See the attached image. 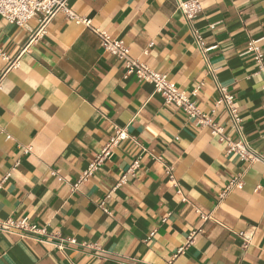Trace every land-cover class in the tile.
I'll return each instance as SVG.
<instances>
[{"label":"crops","instance_id":"crops-1","mask_svg":"<svg viewBox=\"0 0 264 264\" xmlns=\"http://www.w3.org/2000/svg\"><path fill=\"white\" fill-rule=\"evenodd\" d=\"M182 1L67 4L238 140L216 109L226 89L261 161L229 154L64 13L34 40L37 20L22 28L0 15V264H264V71L247 51L261 40L264 57V0H200L192 22ZM118 130L127 138L80 183ZM23 219L79 245L1 229Z\"/></svg>","mask_w":264,"mask_h":264},{"label":"built area","instance_id":"built-area-1","mask_svg":"<svg viewBox=\"0 0 264 264\" xmlns=\"http://www.w3.org/2000/svg\"><path fill=\"white\" fill-rule=\"evenodd\" d=\"M179 8L186 19L192 22L202 11L200 0L182 1ZM64 13L66 17L78 25H84L101 39L102 47L113 56L118 57L124 61L126 66L127 75H134L140 80L154 86L156 93L160 94L164 102L168 105H175L184 111L189 120H193L196 126L200 128H210L218 140L226 144L229 154L238 155L242 161L247 163H254L261 161V157L252 148L250 143L243 136L242 118L239 110L234 103V97L229 94L226 89L221 88V97L217 101L216 109L223 107L229 116V120L234 129L239 133L240 139L233 140L225 133V129L217 124L212 115L202 112L191 97L173 86L168 76L153 70L150 66L133 59L130 56V48L121 39L112 38L107 32L101 29H95L92 26V21L86 17L80 16L75 13L67 4V0H0V15L11 24L19 27H26L31 20H37V29L32 34L31 39L39 38L47 32V28L51 21L59 14ZM198 43L204 49V52H209L213 48H205L203 41L197 36ZM261 40H254L249 43L248 53L255 55L260 71H264V57L258 46ZM215 111H213L214 113ZM125 131L118 130L116 135L112 137L101 153L96 157L87 171H85L80 179V183L93 175V173L103 164L106 160L113 157V150L120 141L125 140ZM139 166V162H135L131 167L130 172H133ZM172 170L169 169L168 174L173 180ZM126 181L125 177L120 181V185ZM174 181V180H173ZM241 184V177H236L231 186H238ZM208 217H204L206 220ZM4 231L19 232L23 238H33L43 243H53L58 248L62 249L66 244L79 245L75 238L63 237L60 233H49L46 228H41L37 225L29 223L27 219L21 221L9 220L1 225ZM240 236L249 243V236L241 233ZM193 237V236H192ZM193 240V238L191 239ZM180 249V253L183 252ZM170 264V263H168Z\"/></svg>","mask_w":264,"mask_h":264}]
</instances>
